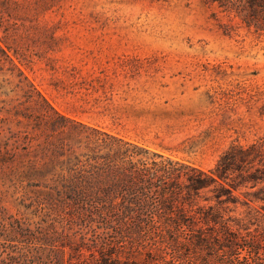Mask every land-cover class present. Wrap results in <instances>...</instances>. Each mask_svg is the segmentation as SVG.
Here are the masks:
<instances>
[{
	"label": "rangeland",
	"instance_id": "1",
	"mask_svg": "<svg viewBox=\"0 0 264 264\" xmlns=\"http://www.w3.org/2000/svg\"><path fill=\"white\" fill-rule=\"evenodd\" d=\"M18 23L16 39L8 41L19 43L26 57L8 53L72 121L203 169L233 143H264V31L218 3L56 0L36 19ZM4 30L0 44L6 48ZM33 98L28 101L15 72L0 70V264H52L50 255L57 257L47 243L17 241V223L35 233L57 231L71 243L87 231L67 221L62 226L54 211L37 204L50 182L45 175L57 165L48 156L42 164L39 148L40 171L29 163L35 144L57 129L41 113L48 111L56 125L63 120L35 93ZM54 136L49 140L61 141ZM244 191L236 192L239 200L228 213L263 229L264 209L259 202L243 203L249 199ZM84 236L91 242L90 231Z\"/></svg>",
	"mask_w": 264,
	"mask_h": 264
},
{
	"label": "trees",
	"instance_id": "2",
	"mask_svg": "<svg viewBox=\"0 0 264 264\" xmlns=\"http://www.w3.org/2000/svg\"><path fill=\"white\" fill-rule=\"evenodd\" d=\"M207 1L264 31V0ZM54 5L56 0H0V27L5 29L1 40L6 47L0 44V70L15 72L28 101H35V93L63 120L56 125L48 111L41 113L57 129L35 144V159L29 163L40 171L35 166L39 148L42 164L48 156L57 165L45 175L50 182L37 204L54 211L53 220L62 226L67 221L86 228L91 242L84 241L85 233L71 243L57 231L35 233L18 223L13 228L16 240L47 243L57 254L50 255L52 264H264V228L252 229L245 218L228 213L242 189L249 196L243 203L259 202L264 209V143H233L213 167L203 169L58 113L8 53L26 57L19 43L13 47L8 41L16 39L18 21L36 19ZM53 135L61 141L49 140ZM78 148L83 152L77 153Z\"/></svg>",
	"mask_w": 264,
	"mask_h": 264
}]
</instances>
